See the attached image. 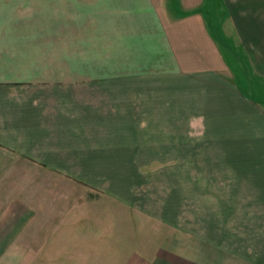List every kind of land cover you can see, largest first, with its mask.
<instances>
[{"label": "crops", "instance_id": "crops-1", "mask_svg": "<svg viewBox=\"0 0 264 264\" xmlns=\"http://www.w3.org/2000/svg\"><path fill=\"white\" fill-rule=\"evenodd\" d=\"M215 6L0 0V264H264V110L221 49L264 78V0ZM168 162L163 192L117 187Z\"/></svg>", "mask_w": 264, "mask_h": 264}, {"label": "rangeland", "instance_id": "rangeland-1", "mask_svg": "<svg viewBox=\"0 0 264 264\" xmlns=\"http://www.w3.org/2000/svg\"><path fill=\"white\" fill-rule=\"evenodd\" d=\"M213 1L216 5L215 10L220 12L222 8L218 6L219 0H213ZM221 46H222L221 49L224 53V57L226 59L225 62H228L229 65V71L225 72L226 75L230 76L228 80L231 83H233L239 90L241 89L243 93H246V95L250 99L256 101L264 110V78L258 79L252 75L251 71L249 70V65L246 56L241 54L238 49V46H235L232 43V38H230V40H227V38L224 37V39L221 40ZM194 124L196 127L194 137L195 140H198L199 142L198 143L199 148L193 151L195 153V158L197 160H203L206 159L207 157L210 158L214 157L217 151L213 152L211 151V149L206 150L204 149L205 148L204 145H200L203 143V141L205 142V136L201 134L200 131L202 128L201 120L200 119L195 120ZM197 131L199 133H196ZM157 152H161V151H157ZM150 154L152 155L153 152H150ZM134 158H136V156H134ZM151 158H157V157L156 156L150 157L149 159ZM163 158L169 161L172 160L174 158L173 151L166 152ZM201 165H205V163H202ZM204 168H205L204 166L202 168L199 167V170ZM118 174H119L118 179L120 181H118L117 187L118 186H120L121 188L124 187L125 186L124 184H126L127 183L126 181L129 179L130 183H128V186L132 185L131 187L133 188L135 193L140 194V196L146 193V196H148V194L150 195L158 194L160 192L165 191L166 188L173 186L172 177L174 176V165L173 163L168 162L166 164H151L145 167L132 166L125 168H118ZM89 189L91 192H95V193L98 192L100 193V195L104 194L102 188H101L102 191L98 190V188L95 189L92 187H89ZM75 236H77V233L75 234ZM73 248H75V246H70V249ZM6 264H12V263H6Z\"/></svg>", "mask_w": 264, "mask_h": 264}]
</instances>
